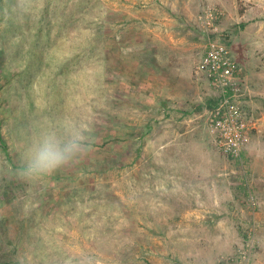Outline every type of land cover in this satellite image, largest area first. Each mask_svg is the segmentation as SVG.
<instances>
[{"label": "rangeland", "instance_id": "1", "mask_svg": "<svg viewBox=\"0 0 264 264\" xmlns=\"http://www.w3.org/2000/svg\"><path fill=\"white\" fill-rule=\"evenodd\" d=\"M209 37L245 65L246 103L264 0H0V264H264V103L244 166L207 114L175 119L216 99ZM73 126L85 153L17 175L32 141Z\"/></svg>", "mask_w": 264, "mask_h": 264}, {"label": "built area", "instance_id": "2", "mask_svg": "<svg viewBox=\"0 0 264 264\" xmlns=\"http://www.w3.org/2000/svg\"><path fill=\"white\" fill-rule=\"evenodd\" d=\"M197 70L207 76L216 98L206 118L215 143L224 154L244 166L252 130V118L243 98L245 65L230 46L209 37ZM250 256L251 250L241 254L246 261Z\"/></svg>", "mask_w": 264, "mask_h": 264}, {"label": "clouds", "instance_id": "3", "mask_svg": "<svg viewBox=\"0 0 264 264\" xmlns=\"http://www.w3.org/2000/svg\"><path fill=\"white\" fill-rule=\"evenodd\" d=\"M90 129L69 127L63 134L45 131L20 156L17 175L27 181L50 176L89 149Z\"/></svg>", "mask_w": 264, "mask_h": 264}, {"label": "crops", "instance_id": "4", "mask_svg": "<svg viewBox=\"0 0 264 264\" xmlns=\"http://www.w3.org/2000/svg\"><path fill=\"white\" fill-rule=\"evenodd\" d=\"M257 62L254 70L252 68V71H250L249 74V81H248V89L251 92L252 98L246 101L247 109L252 111V105L257 104L258 102L264 103V52L255 59ZM169 102V101H167ZM178 110L177 115L175 119H182L181 122H186L187 119H200L201 116L204 114H207V112L211 109L208 108L207 105L204 104V102H198L194 107L191 105L189 101L183 100L181 102L178 101ZM180 104V105H179ZM168 108V107H167ZM170 110H166L165 115L166 119H170L169 112ZM179 111V112H178ZM250 112V111H249ZM250 114H253L250 112ZM262 117H259L257 119H261ZM185 119V120H183ZM180 127V126H179ZM179 134L182 135V129H178ZM185 140L182 141V143Z\"/></svg>", "mask_w": 264, "mask_h": 264}, {"label": "trees", "instance_id": "5", "mask_svg": "<svg viewBox=\"0 0 264 264\" xmlns=\"http://www.w3.org/2000/svg\"><path fill=\"white\" fill-rule=\"evenodd\" d=\"M216 104V99L214 100L213 104H212V107ZM0 135H1V132H0Z\"/></svg>", "mask_w": 264, "mask_h": 264}]
</instances>
